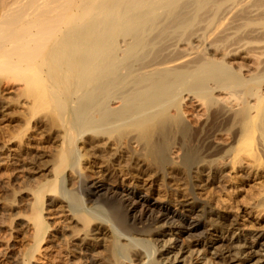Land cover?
Instances as JSON below:
<instances>
[{
    "label": "bare ground",
    "instance_id": "bare-ground-1",
    "mask_svg": "<svg viewBox=\"0 0 264 264\" xmlns=\"http://www.w3.org/2000/svg\"><path fill=\"white\" fill-rule=\"evenodd\" d=\"M4 81L28 100L21 135L39 120L60 134L53 179L31 190L23 264L51 233L50 194L84 230L81 245L109 235L111 264H264L254 259L264 232H244L188 183L194 167L264 172V0H0ZM89 163L100 178L139 163L163 183L184 177L190 200L150 204L148 193L92 180Z\"/></svg>",
    "mask_w": 264,
    "mask_h": 264
},
{
    "label": "rangeland",
    "instance_id": "rangeland-1",
    "mask_svg": "<svg viewBox=\"0 0 264 264\" xmlns=\"http://www.w3.org/2000/svg\"><path fill=\"white\" fill-rule=\"evenodd\" d=\"M6 82L4 81L0 85V264H23V257L32 245L31 221L28 220L31 216V207L29 206L32 202L31 190H35L45 180L53 179L51 167L59 147L60 134L58 129H49V124L47 126L45 120L41 122L39 120L27 132H23L25 136L21 135L28 100L16 94L17 91L13 89L15 83L7 82V86ZM242 165L241 168L233 169L234 171L229 167L223 168L221 174L211 173L209 170L199 174L194 167L191 170L188 183L191 186L194 185L193 192L200 199V203L210 205L231 216L234 220L236 219V223L244 228H240L244 232H264V211L259 212L253 208L255 200L258 198L257 194L264 191V172L258 173L251 169L248 162H243ZM100 167V164L96 166H91L90 163L84 164V171L91 179L97 178L100 176L99 173L97 176L94 173L99 172ZM138 168H140V172ZM130 172V175L125 176L117 168L109 167L108 171L98 179L103 183L105 180V183L109 185L122 186L121 188L130 190L132 188L142 195L148 193L147 196H150V200L152 199L150 204L166 200L177 204L190 200L187 180L182 175L180 179L179 176L173 178V175L169 174L165 178L166 183H163L159 176L144 172L142 163L132 168ZM71 179L70 184L74 183L73 186H75L74 178ZM254 194L257 195V198ZM50 195L51 198L45 199L48 200L46 204H50L52 207L48 206L43 215L51 225L49 233L51 232L52 235L49 234L45 240L46 243L43 242L40 245L41 249L34 254L30 264L113 263V259L108 257L110 255L109 235L106 233L102 237L104 240H99V242L96 240H94L95 242L88 240V243L83 241L82 246L81 239L84 237V230L75 223L71 212L64 208L65 204L57 201L52 196L53 194ZM252 199L254 202L251 201ZM163 228L170 227L163 226ZM180 229L181 227L175 224L171 227L170 233L177 236ZM203 230L208 234L211 228L205 223ZM195 236L198 234H194L192 237L181 235L183 239L180 237L178 246L191 244L197 238ZM212 238L219 240V235L214 233ZM260 255L264 256V249H259L254 259ZM193 258L195 259V257ZM261 261L263 260L259 262L263 263ZM189 264H197V262L193 260Z\"/></svg>",
    "mask_w": 264,
    "mask_h": 264
}]
</instances>
